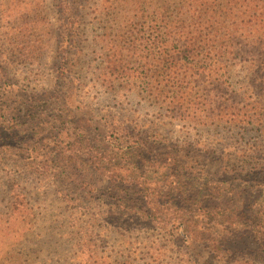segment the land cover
I'll return each instance as SVG.
<instances>
[{
  "label": "rangeland",
  "instance_id": "374dc122",
  "mask_svg": "<svg viewBox=\"0 0 264 264\" xmlns=\"http://www.w3.org/2000/svg\"><path fill=\"white\" fill-rule=\"evenodd\" d=\"M263 63L264 0H0V264H264Z\"/></svg>",
  "mask_w": 264,
  "mask_h": 264
},
{
  "label": "trees",
  "instance_id": "16d2710c",
  "mask_svg": "<svg viewBox=\"0 0 264 264\" xmlns=\"http://www.w3.org/2000/svg\"><path fill=\"white\" fill-rule=\"evenodd\" d=\"M167 62L169 63V65H170V67H172V68H180L181 66H184L185 65V61H184V57H183V52L182 51H180V53H178V54H176V56H173V55H170L169 57H168V59H167ZM264 64V63H263ZM191 69V68H190ZM263 69H264V65H263ZM198 72H199V74L201 73V74H205L206 75V72H205V70L204 69H200V70H198ZM251 110H254V108L253 109H250L249 110V112L251 111ZM256 110V109H255ZM252 115L250 114V115H248V116H246L245 117V119H243V121H246L247 119H249V117H251ZM258 116V115H257ZM115 176L116 177H118L116 174H113L112 176H110L112 179H114L115 178ZM177 178H180V179H182V178H185L182 174H178L177 175ZM127 182V184H129V186H131V185H133V183H131V181H125L122 177H119L118 179H116V183H117V185H116V188H118L119 187V185L118 184H121V186L119 187L120 189H123V188H127L126 190H128L129 189V187H127L126 185H125V183ZM181 185V181H178L177 183H176V187H174V189H170L169 191H172V190H174L175 191V189H177L179 186ZM123 186V187H122ZM124 190V189H123ZM154 191H156V190H154ZM165 192V190H161L160 189V191L158 192L157 191V193H158V195H160V196H166L165 194H163ZM199 195V194H198ZM145 196L146 197H148L146 194H145ZM158 203V202H157ZM184 210V208H180V209H178V211H183ZM147 214V213H146ZM151 217L153 218V220H157L158 218H159V215H160V212L158 211L157 213L155 212H151ZM188 221H190V220H192V219H194L195 218V216L193 217V216H190V217H185ZM182 233H183V235L187 238H189L191 235H192V233H191V231H190V229L187 227L184 231H181ZM189 233L191 234V235H189ZM210 247H212V249L213 250H215V252L218 250V249H220V247L221 246H218V245H216L215 243H211V241H210Z\"/></svg>",
  "mask_w": 264,
  "mask_h": 264
}]
</instances>
